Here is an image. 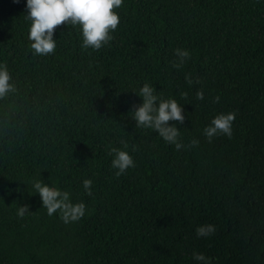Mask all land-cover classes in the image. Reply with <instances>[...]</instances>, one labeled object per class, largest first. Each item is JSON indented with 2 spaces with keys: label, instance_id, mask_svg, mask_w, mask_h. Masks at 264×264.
I'll list each match as a JSON object with an SVG mask.
<instances>
[{
  "label": "trees",
  "instance_id": "1",
  "mask_svg": "<svg viewBox=\"0 0 264 264\" xmlns=\"http://www.w3.org/2000/svg\"><path fill=\"white\" fill-rule=\"evenodd\" d=\"M114 11L120 23L101 49L61 25L55 52L40 56L26 0H0V65L17 88L0 100V264H204L194 252L264 264V0H123ZM177 48L191 54L180 69ZM145 83L182 106L184 123L169 125L198 146L176 150L136 128ZM229 112L231 138L209 142L203 130ZM112 147L135 162L119 177ZM35 181L69 192L85 215L49 216ZM207 224L215 233L198 237Z\"/></svg>",
  "mask_w": 264,
  "mask_h": 264
},
{
  "label": "clouds",
  "instance_id": "2",
  "mask_svg": "<svg viewBox=\"0 0 264 264\" xmlns=\"http://www.w3.org/2000/svg\"><path fill=\"white\" fill-rule=\"evenodd\" d=\"M122 6L123 0H26L27 14L24 18L31 22L28 39L31 41L30 47L33 54L47 56L55 52L54 32L61 25L79 27L82 32L83 48L101 49L114 39L110 33L114 32L120 23V17L114 9ZM174 55L177 59L171 63L176 69H180L191 58L190 52L186 49L177 48L174 50ZM11 80L7 66L0 65V100L8 97L10 93L17 92ZM185 80L189 85L194 82L199 83V80L193 81L190 74L185 75ZM136 94L143 99L142 104L134 105L131 111V117L136 121V128L153 129L165 142L175 145L176 150L198 146L199 141L196 139H193L189 145H184L179 139L178 128L175 125H169V121H176L180 124L185 121L183 108L175 99L159 97L155 94V89L147 83ZM180 95L185 100L188 97L187 92H181ZM196 99H204L203 90L196 92ZM219 99V96L215 97L214 102H219ZM234 120L235 113L233 112L216 115L210 126L203 130L205 137L209 142L217 135L231 138ZM122 143L125 148L128 147L126 142L122 141ZM109 155H113L111 167L117 169L115 173L117 177L124 174L127 169L135 167L133 157L127 151L112 147L109 149ZM91 186V179L83 180V187L90 196L92 195ZM33 188L36 193H39L42 206L46 208L49 216L60 212L61 220L68 224L80 220L85 215V204L83 202L72 203L69 192L50 187L40 181H35ZM28 212V205H22L17 210V216L23 218ZM215 231L216 228L212 224L202 225L196 228V235L208 237ZM193 258L204 264H211L210 259L202 253L194 252Z\"/></svg>",
  "mask_w": 264,
  "mask_h": 264
}]
</instances>
